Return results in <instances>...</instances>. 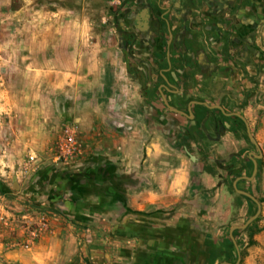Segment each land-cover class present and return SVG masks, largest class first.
<instances>
[{
  "label": "rangeland",
  "instance_id": "obj_1",
  "mask_svg": "<svg viewBox=\"0 0 264 264\" xmlns=\"http://www.w3.org/2000/svg\"><path fill=\"white\" fill-rule=\"evenodd\" d=\"M156 3L157 0H0V264H44L45 260L53 264L57 254L69 255L64 242L56 252L50 239L58 227L71 226L64 209L66 196L57 194L58 184H70L71 179H66L71 178V173L60 180L62 173L57 171L61 164L76 159L58 161L57 147L67 125L77 126L84 151L86 141L80 136L77 122L63 120V109L56 102L58 94L52 86L54 76H44L39 69L54 67L55 54L60 57L70 50L103 56L105 62L101 67L107 70L114 62L121 83L130 86V76L140 79L138 73L143 71V86L151 85L147 101L141 102L142 109L137 113L145 133L160 127L163 115L167 122L183 118L185 126L181 132L167 128L171 135L174 133L175 143L186 146L218 179V185L209 191L216 210L215 219L208 215V251L206 263L201 264H210V251L230 239L233 226L243 225L257 212L258 205L238 193L234 182L238 177L252 176L254 163L250 154L259 151L245 126L233 119H222L219 111L210 112L214 116L207 123L203 117L210 113H199L201 121L197 124L195 117L170 110L166 101L185 112L191 101L223 105L228 113L238 112L247 119L262 157L255 178L240 180L237 187L260 201L261 212L247 229L234 233L240 255L235 249L215 264H264V0H200V12L192 15L194 19L199 17L200 31L188 39L201 43L200 55L206 62L196 66V54L193 61L186 60L185 64L192 71L205 72L198 87L201 93L171 96L166 101L157 92L160 80L156 81L151 74L166 67L169 31L163 28L164 23L162 27L160 23L154 24L158 37L151 44L153 26L145 29L140 23H128L133 14L151 9ZM171 4L170 0H162L164 6ZM79 20L90 23H77ZM248 22L250 30L242 26ZM230 23L237 24L230 30ZM139 26L145 31L141 32ZM186 30L178 26L171 29L173 35L181 38L174 55L182 56L186 49L183 38L193 29ZM249 31L247 63L240 59L241 53L234 56L230 50L231 41L246 37ZM177 63L175 67L184 66L178 56ZM128 66L133 75L126 74ZM210 72L217 73L216 77L208 76ZM192 111L195 115L198 109L192 107ZM228 132L229 136L222 139ZM34 231L39 234L35 240ZM66 264H77V259Z\"/></svg>",
  "mask_w": 264,
  "mask_h": 264
},
{
  "label": "crops",
  "instance_id": "obj_2",
  "mask_svg": "<svg viewBox=\"0 0 264 264\" xmlns=\"http://www.w3.org/2000/svg\"><path fill=\"white\" fill-rule=\"evenodd\" d=\"M170 2V6L163 5L162 9H155L156 3L151 9L133 14L128 23L147 27L146 23L150 26L164 23V17L173 28L193 29L183 38L186 49L182 56L191 62L197 54L196 66L201 65L204 60L200 55L201 43L188 39L200 31L199 17H192L200 12V0ZM174 35H170L174 45L173 89L180 96L185 93L190 96L200 92L198 87L205 72L192 71L188 66L175 67L179 64L177 56L180 59L181 55H174V49L181 38ZM149 39L153 44V39ZM63 56L55 54L54 67L39 71L44 76H54L52 86L58 94L56 102L63 109V120L78 123L86 149L76 161L61 164L57 171L62 173L60 180L71 173V178L66 179H71L70 184L61 182L57 192L66 196L64 209L71 226L58 227L50 239L56 252L63 242L69 250L68 257L57 254L53 264H66L74 258L77 264L206 263L207 219L208 215L215 219L216 210L209 191L218 185V179L204 170V165L186 146L175 143L174 133L171 135L167 128L181 132L185 126L183 118L177 125L179 120L167 122V116L163 115L160 127L145 133L137 114L150 92L148 86H143V71L138 73L140 79L130 76V86L121 83L114 62L108 70L102 68L105 58L95 52L82 54L70 50ZM216 75L210 72L208 76L213 79ZM195 83L197 86H193ZM167 92L175 93L169 89ZM213 116L207 114L204 123ZM119 124L132 129H121ZM227 136L229 132L222 139ZM52 262L45 260L44 264Z\"/></svg>",
  "mask_w": 264,
  "mask_h": 264
},
{
  "label": "flooded vegetation",
  "instance_id": "obj_3",
  "mask_svg": "<svg viewBox=\"0 0 264 264\" xmlns=\"http://www.w3.org/2000/svg\"><path fill=\"white\" fill-rule=\"evenodd\" d=\"M157 7L162 9V7H163L162 0H157V4L155 5V8H157ZM232 9H233V7H232ZM223 10L224 9H222L220 11H223ZM162 20L164 22L163 28L165 27L169 31V34L171 35V33H172L171 29L173 28L172 25L167 23V21H166L167 19H165L164 17H163ZM234 24H237V23H230V26H231L230 30H231V28L233 29ZM136 26H138V25H136ZM242 26L250 27V22H248V24H243ZM149 27H151V26H149ZM159 27H162V23L159 24ZM145 29H147V28H145ZM145 29H144V27H142L141 28V32L145 31ZM157 34H158V28H156V27L154 28V26H153V31H152V35H153L152 37L153 38L152 39H153L154 43H156V38L158 37ZM231 43L233 45V49L230 50V51L234 52V56H237V55H239V53H241L240 56H239L240 59L243 62L249 63L250 62V31H249V33L247 34L246 37H236V38H234L231 41ZM172 47H173L172 46V42L169 41L168 45H167V51L165 53L166 67L162 68L161 71H160V69L159 70L157 69L156 74H154L153 72L151 74L152 77L156 76V81L160 80V84L157 86V92L159 91V93H161L162 96L164 95L166 99L169 96H180L179 93L177 91L175 92V90L173 89V84H172V79H171L172 78V72H173V65H174L173 64L174 61H173V58H172V55H171ZM246 53L249 54L248 57H246ZM180 60H181L182 64L184 65L183 67L188 66V64H185V62L187 60L186 56H184V55L181 56ZM126 69H127L129 75H133V73H131V68L129 66ZM150 86L151 85H149L148 87L150 88ZM167 89H169L170 91H173L175 93H172V92L168 93ZM164 96H163V98H164ZM191 102H190V104H191ZM197 106H199V104H192V107L196 108ZM201 106H204V105H201ZM221 106L224 108L225 112L228 113L226 111V109H225V106H223V105H221ZM209 110L213 111V112L214 111H219L220 116L222 117V119L223 118L233 119L234 121L238 122L239 125L245 126L246 131H247L246 124L240 117H238L236 115H226L220 109H215V110L209 109ZM188 111H189V109H188ZM231 113H238V112H231ZM198 114L199 113L197 111L196 114H195V120H197L196 117H197ZM204 118H206V116H204L203 119ZM207 120L209 122V119H207ZM247 134H248V132H247Z\"/></svg>",
  "mask_w": 264,
  "mask_h": 264
},
{
  "label": "water",
  "instance_id": "obj_4",
  "mask_svg": "<svg viewBox=\"0 0 264 264\" xmlns=\"http://www.w3.org/2000/svg\"><path fill=\"white\" fill-rule=\"evenodd\" d=\"M145 26H149L147 23L145 24ZM146 27V28H147ZM164 96V95H163ZM165 98V96H164ZM165 101H166V98H165ZM192 104H199V105H204L206 107H208L209 109H220L224 114L226 115H236L238 117H240L246 124V127H247V132H248V136H249V139L250 141L256 146V148L258 149L259 153L256 154V153H251L250 154V157L254 163V170H253V174L252 176L248 177V176H241V177H238L235 182H234V187L236 189V191L246 197H248L249 199H251L252 201H254L257 205H258V210L257 212L252 216L250 217L246 223H244L243 225H235L231 228L230 230V239L232 240L236 250H237V253L240 255V250H239V246H238V243H237V240L235 238V231L237 230H245L247 229L260 215V212H261V203L260 201L250 192L248 191H245V190H242V189H239L237 187V184L240 180H243V179H246V180H252L255 178V176L257 175L258 173V169H259V163H258V160L262 157V152L260 150V147H259V144L258 142L256 141L255 137L253 136L252 132H251V128H250V124L249 122L247 121V119L240 113H226L224 108L221 106V105H209L207 102H203V101H192L191 104H190V107H189V111L188 113L185 112V111H182L174 106H172L171 104H169L167 101H166V105L168 106V108L176 113H179V114H182V115H185L187 117H195L193 111H192ZM240 260V258H239ZM220 264H232V263H229V262H222Z\"/></svg>",
  "mask_w": 264,
  "mask_h": 264
},
{
  "label": "built area",
  "instance_id": "obj_5",
  "mask_svg": "<svg viewBox=\"0 0 264 264\" xmlns=\"http://www.w3.org/2000/svg\"><path fill=\"white\" fill-rule=\"evenodd\" d=\"M121 129H132L131 126H125L124 124H119ZM84 145L83 141L80 139L77 126L67 125L62 132V135L58 141L56 159L58 161L68 162L77 159L83 154ZM34 160V157H31ZM32 238L35 240L39 234L37 231L33 232Z\"/></svg>",
  "mask_w": 264,
  "mask_h": 264
},
{
  "label": "trees",
  "instance_id": "obj_6",
  "mask_svg": "<svg viewBox=\"0 0 264 264\" xmlns=\"http://www.w3.org/2000/svg\"><path fill=\"white\" fill-rule=\"evenodd\" d=\"M198 113H202L203 115L207 114L210 110L205 106H197ZM197 124L201 121L199 115H197ZM205 171L214 174L213 170L209 167L204 168ZM237 235V233H235ZM235 246L230 239H225L221 247L215 248L210 251V264H215L217 260L222 257L224 254H231L235 251Z\"/></svg>",
  "mask_w": 264,
  "mask_h": 264
}]
</instances>
